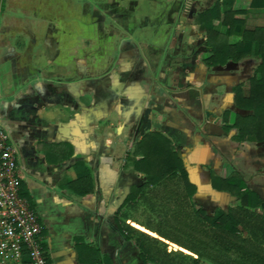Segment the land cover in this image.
<instances>
[{
	"label": "crops",
	"instance_id": "crops-1",
	"mask_svg": "<svg viewBox=\"0 0 264 264\" xmlns=\"http://www.w3.org/2000/svg\"><path fill=\"white\" fill-rule=\"evenodd\" d=\"M215 1L0 0V123L18 151L22 194L43 226L47 264H159L164 254L146 261L124 227L148 231L124 203L143 177L135 145L156 130L180 151L195 208L215 215L237 207V197L216 186L233 179L262 201L252 211L264 218V142L237 140L234 126L248 113L235 90L249 95L256 66L207 63L196 18ZM251 1L234 8L247 11V28L264 26L250 25L264 17ZM214 25L225 38L227 27ZM148 108L162 127L142 135ZM84 170L89 191L80 193ZM161 240L184 253V264H214Z\"/></svg>",
	"mask_w": 264,
	"mask_h": 264
},
{
	"label": "trees",
	"instance_id": "trees-1",
	"mask_svg": "<svg viewBox=\"0 0 264 264\" xmlns=\"http://www.w3.org/2000/svg\"><path fill=\"white\" fill-rule=\"evenodd\" d=\"M235 1L216 0L210 8L198 14L196 23L205 32L206 44L211 51L206 59L208 64H240L249 59L254 62L256 70L250 79L249 95L243 96L241 87L235 90L238 106L248 113L238 114L234 126L239 131L237 140L264 142V26L247 28V11L235 9ZM250 6L264 8V0H252ZM215 20H220L227 27L225 38H220L215 29ZM134 154L141 156L133 161L143 177L141 184L132 186L124 206L132 207L140 201L148 200L154 188L163 187L167 189H163L164 195L169 194L170 198L176 200V221L188 229L186 236L191 242H182L164 230H159L160 236L214 264H264V218L252 211L262 201L254 192L244 189L242 181L231 179L224 183L218 180L216 186L230 191L240 204L210 215L203 208L197 209L194 203L188 202L196 188L189 181L183 160L168 136L160 130L149 132L136 143ZM88 178V170L80 172L75 185L82 186L81 182ZM177 178L183 181L185 189L183 192L169 191L170 185ZM82 189L80 193L89 191L83 186ZM124 227L133 234L132 238L136 240L146 261L164 254L159 264H183L181 260L167 257L168 254L159 248L157 239L143 232L135 233L133 230V233L129 224ZM195 262L198 260L195 259Z\"/></svg>",
	"mask_w": 264,
	"mask_h": 264
},
{
	"label": "built area",
	"instance_id": "built-area-1",
	"mask_svg": "<svg viewBox=\"0 0 264 264\" xmlns=\"http://www.w3.org/2000/svg\"><path fill=\"white\" fill-rule=\"evenodd\" d=\"M17 153L0 123V264H47L42 224L22 194Z\"/></svg>",
	"mask_w": 264,
	"mask_h": 264
},
{
	"label": "rangeland",
	"instance_id": "rangeland-1",
	"mask_svg": "<svg viewBox=\"0 0 264 264\" xmlns=\"http://www.w3.org/2000/svg\"><path fill=\"white\" fill-rule=\"evenodd\" d=\"M208 2V1H207ZM264 24V17H257V19L252 21L250 25L256 26V25H262ZM163 187H156L153 189V192L151 195H149L148 200H143L138 202L136 205L132 207H128V213L132 214L133 221L137 223L138 225H141L148 231H141L139 229H135L133 226L129 225L132 228V231L135 230L137 232H143L147 234L149 237L157 239L158 240V246L164 253L167 254H173L175 257L184 256V253L182 251H173V249L164 243L161 238L162 236L159 235V230H164L165 232L172 235L174 238H178L182 240V242H188L190 244V238L186 236V231L188 229H185L182 225L176 221L175 212L178 210V205L175 199L170 198L169 194L164 195V191L167 189H164ZM184 184L182 182L173 181L172 184L169 187V191L173 190H184ZM156 192V193H155ZM155 195V196H154ZM191 203L190 201H188ZM125 223V222H124ZM125 225H128V223H125ZM134 233V231H133ZM136 237V234L134 235ZM166 239V238H163ZM167 240V239H166ZM169 241V240H168ZM178 252V253H176ZM184 264V262H183Z\"/></svg>",
	"mask_w": 264,
	"mask_h": 264
},
{
	"label": "water",
	"instance_id": "water-1",
	"mask_svg": "<svg viewBox=\"0 0 264 264\" xmlns=\"http://www.w3.org/2000/svg\"><path fill=\"white\" fill-rule=\"evenodd\" d=\"M152 112L151 108H148L144 114V124H143V129L141 134L145 135L147 130H150L152 127L154 128H158L160 129L162 127V123L160 122H154L151 118H150V113ZM180 151L178 152V155L180 156Z\"/></svg>",
	"mask_w": 264,
	"mask_h": 264
},
{
	"label": "flooded vegetation",
	"instance_id": "flooded-vegetation-1",
	"mask_svg": "<svg viewBox=\"0 0 264 264\" xmlns=\"http://www.w3.org/2000/svg\"><path fill=\"white\" fill-rule=\"evenodd\" d=\"M42 233H43V226H42Z\"/></svg>",
	"mask_w": 264,
	"mask_h": 264
}]
</instances>
